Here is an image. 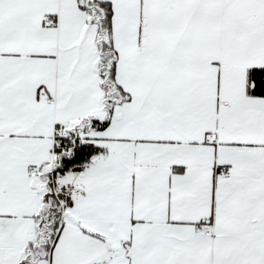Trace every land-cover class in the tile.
<instances>
[{
    "label": "snow or ice",
    "instance_id": "snow-or-ice-1",
    "mask_svg": "<svg viewBox=\"0 0 264 264\" xmlns=\"http://www.w3.org/2000/svg\"><path fill=\"white\" fill-rule=\"evenodd\" d=\"M0 264H264V0H0Z\"/></svg>",
    "mask_w": 264,
    "mask_h": 264
}]
</instances>
